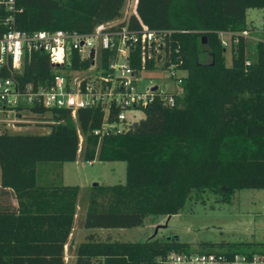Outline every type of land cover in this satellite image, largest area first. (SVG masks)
Returning a JSON list of instances; mask_svg holds the SVG:
<instances>
[{
  "label": "trees",
  "instance_id": "obj_1",
  "mask_svg": "<svg viewBox=\"0 0 264 264\" xmlns=\"http://www.w3.org/2000/svg\"><path fill=\"white\" fill-rule=\"evenodd\" d=\"M124 2L16 0L22 10L13 22L26 31H90L122 17ZM249 8L264 9V0H137L138 17L149 27L191 31L174 34L171 42V59L186 74L175 106L155 102L138 126L124 133L99 137L93 131L101 127L103 114L93 108L77 111L83 159L126 162L125 183L94 186L86 227L139 226L148 215L179 213L188 198L208 191L230 201L237 188H264V40L257 41L256 57L249 59L241 34L252 30ZM9 14L0 4V30L8 28ZM138 17L131 13L125 22L139 27ZM222 32L232 33L229 64ZM80 64L89 63L73 66ZM23 72V81L34 83L55 73L48 55L35 51L26 54ZM8 74L0 68V76ZM33 112L50 120L48 133L0 130V264L66 263L80 187L42 180L39 166L61 168L75 160L79 134L70 109L40 106ZM219 244L201 242L196 249L223 250L216 249ZM227 245L240 251L243 243ZM188 248L166 237L121 241L90 233L77 247L75 264H162L170 251Z\"/></svg>",
  "mask_w": 264,
  "mask_h": 264
},
{
  "label": "built area",
  "instance_id": "obj_2",
  "mask_svg": "<svg viewBox=\"0 0 264 264\" xmlns=\"http://www.w3.org/2000/svg\"><path fill=\"white\" fill-rule=\"evenodd\" d=\"M0 4L10 11L4 22L8 28L0 30V68L9 72L8 76H0V112H16L14 118L0 119V123H28L27 113L40 118L33 112L40 106L70 109L74 119L79 109L93 108L103 114L101 127L93 133L103 137L132 129L133 123L143 118H136L135 111L145 113L157 101L167 106L177 104L186 72L171 59V42L174 34L190 30L151 28L135 10L139 27H131L126 18H116L96 24L90 31H26L14 26L15 13L22 10L16 0H0ZM223 33H228L230 40L232 33ZM241 34L247 38L250 30ZM229 40L222 38V43L227 46ZM34 51L47 54L54 68L47 82L22 79L26 54ZM74 61L89 64L75 67ZM155 69L168 72L172 86L166 81L145 82L142 72ZM78 134L82 145L84 134L80 128ZM162 264H264V249L172 250L162 258Z\"/></svg>",
  "mask_w": 264,
  "mask_h": 264
},
{
  "label": "rangeland",
  "instance_id": "obj_3",
  "mask_svg": "<svg viewBox=\"0 0 264 264\" xmlns=\"http://www.w3.org/2000/svg\"><path fill=\"white\" fill-rule=\"evenodd\" d=\"M132 11V6H129V14L118 19L123 20ZM247 21L252 27L247 37V55L249 59H254L257 53V41L264 40V9L249 8ZM221 37L226 38L227 36L222 34ZM226 61L228 64L231 63L229 44H227ZM177 73L182 74L183 72L177 71ZM141 75L145 82L153 80L162 84L166 81L168 86H172L168 72L159 69L145 70ZM135 114L136 118H142L145 115L141 110L135 111ZM27 115L30 122L0 123V130L9 133L36 134H45L50 131V120L42 119L43 117L37 118L32 113H27ZM15 116V111L0 112V119ZM74 123L78 130L79 125L76 119ZM84 148L85 141L83 140L82 145H79L76 159L63 163L61 168L53 163H41L39 166L42 180L59 181L61 179L64 183L80 187L73 229L65 245V264H75L77 247L90 233L102 238L109 237L121 241H141L152 237L163 239L176 235L180 241L188 244L189 250L196 249L201 242L220 243L216 249H228L227 243H243L238 248L240 251L259 249V245L264 244V188H237L230 201L208 191L198 199L188 198L183 210L179 213L148 215L144 223L139 226L86 227L84 224L86 207L90 196L95 193L94 184L125 183L126 162L98 159L85 161L83 159Z\"/></svg>",
  "mask_w": 264,
  "mask_h": 264
},
{
  "label": "crops",
  "instance_id": "obj_4",
  "mask_svg": "<svg viewBox=\"0 0 264 264\" xmlns=\"http://www.w3.org/2000/svg\"><path fill=\"white\" fill-rule=\"evenodd\" d=\"M131 2H132V5H131ZM136 5H137V0L136 1L134 0V3H133V0H125L124 6L121 10L122 16L129 14V12H128L129 6H132V10H133L132 13H133L136 10ZM223 34L227 36L225 39L229 40V34L228 33H223ZM49 167H50V165H49ZM62 182L64 183V181H62ZM64 184H67V183H64Z\"/></svg>",
  "mask_w": 264,
  "mask_h": 264
},
{
  "label": "water",
  "instance_id": "obj_5",
  "mask_svg": "<svg viewBox=\"0 0 264 264\" xmlns=\"http://www.w3.org/2000/svg\"><path fill=\"white\" fill-rule=\"evenodd\" d=\"M204 42H205V39H204ZM138 126V122H134L133 123V127L136 128ZM98 183H95L94 185H97ZM167 240H175V241H179V237L176 236V235H172V236H167L166 237Z\"/></svg>",
  "mask_w": 264,
  "mask_h": 264
}]
</instances>
